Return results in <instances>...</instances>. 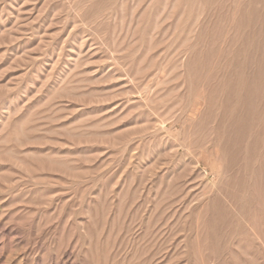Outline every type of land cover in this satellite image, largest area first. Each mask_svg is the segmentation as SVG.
Instances as JSON below:
<instances>
[{
    "label": "rangeland",
    "instance_id": "rangeland-1",
    "mask_svg": "<svg viewBox=\"0 0 264 264\" xmlns=\"http://www.w3.org/2000/svg\"><path fill=\"white\" fill-rule=\"evenodd\" d=\"M263 60L264 0H0V264H264Z\"/></svg>",
    "mask_w": 264,
    "mask_h": 264
},
{
    "label": "bare ground",
    "instance_id": "bare-ground-1",
    "mask_svg": "<svg viewBox=\"0 0 264 264\" xmlns=\"http://www.w3.org/2000/svg\"><path fill=\"white\" fill-rule=\"evenodd\" d=\"M264 62V60L262 61V63ZM260 66V65H259ZM264 69H262V67H261V69L259 68V71H258V75H259V77H260V75H262L264 72ZM230 74H231V72H230ZM240 77V76H239ZM263 77H264V74H263ZM242 78V77H241ZM240 80V79H239ZM237 81V80H236ZM229 85H230V88H229V90H228V92H227V96L229 97V96H234V94L236 93V86H235V84H236V82H235V79H234V84H233V82H232V80L230 79V81H229ZM241 84H243V86H242V89L244 90V94L242 93V95L240 94V96H239V98H241V100L243 101V100H245V98L246 99H249L250 98V96L252 95V93L254 92V90H253V86H252V82H245L244 81V83H241ZM241 89V88H240ZM218 90L217 89H215V91L214 92H217ZM219 91H223V89H220ZM238 91V90H237ZM226 92V91H225ZM224 92V93H225ZM235 97V96H234ZM249 97V98H248ZM231 98V97H230ZM229 98V99H230ZM228 100V99H227ZM246 101V100H245ZM249 102H250V100H249ZM248 102V103H249ZM247 106V105H246ZM254 107L252 106V104H249V106H248V108L247 109H249L248 111H249V113H251L254 109H253ZM254 112V111H253ZM246 115H247V111H246ZM239 116H241V115H239ZM239 119H241L240 117H237V116H233L232 118H231V120L229 121V131H228V133H227V135H229V138H230V136L232 135L233 136V134H235L234 132H233V130L235 129V125L237 124V122H238V120ZM202 124V123H201ZM200 124V127H203V125H201ZM205 125V124H204ZM240 127H238V129H239ZM236 135V134H235Z\"/></svg>",
    "mask_w": 264,
    "mask_h": 264
}]
</instances>
